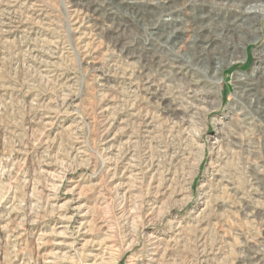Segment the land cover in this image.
Segmentation results:
<instances>
[{"label":"rangeland","instance_id":"rangeland-1","mask_svg":"<svg viewBox=\"0 0 264 264\" xmlns=\"http://www.w3.org/2000/svg\"><path fill=\"white\" fill-rule=\"evenodd\" d=\"M179 1L214 28L264 3ZM80 9L0 0V264H264V116L237 81L263 77L264 15L203 104L127 56L149 25L125 52Z\"/></svg>","mask_w":264,"mask_h":264},{"label":"bare ground","instance_id":"bare-ground-1","mask_svg":"<svg viewBox=\"0 0 264 264\" xmlns=\"http://www.w3.org/2000/svg\"><path fill=\"white\" fill-rule=\"evenodd\" d=\"M175 1L180 2L179 0H74V5L81 7L80 12L83 16L81 14L79 17L83 21H87L90 23L89 26L98 29L100 34L109 35L111 42L125 52H128V49L124 41L128 39L129 32L133 28L146 30L149 25L147 28L149 31L147 32L149 35L147 41L149 42L140 49L131 47L127 56L146 62V65H153L165 72L186 78L189 80L190 93L201 103H207L211 98L215 99V103H218L221 91L217 76L224 71L230 60L240 58L244 46L257 39L255 36L253 40H249V36L254 33L253 28L258 19L264 15V3L252 1L243 5L239 4L241 1H237L239 3L236 8L239 10L235 18L226 19V22L219 25L221 27L215 26L214 28L208 24L205 25L204 21L208 18L206 14L187 15L189 19H183L182 14H184L185 6L181 3L173 4ZM229 1L236 2V0ZM209 3L206 1L204 5H209ZM121 9L131 11L133 15H123ZM167 15L172 18L163 19ZM106 21H109L110 24L105 25ZM238 33L239 35H237ZM185 43H189L192 48V57L180 55L179 50ZM202 67H205L206 70H201ZM261 72L263 77L259 76L261 78L258 77V80L254 82H245L246 79L241 80L238 77L237 81L240 84H246L242 88L238 85L240 86L238 89H242V93H245L246 96H252V104H255L256 109L264 116V92L262 91L264 71Z\"/></svg>","mask_w":264,"mask_h":264}]
</instances>
